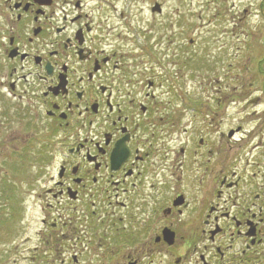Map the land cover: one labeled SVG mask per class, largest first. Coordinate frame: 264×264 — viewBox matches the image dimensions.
I'll return each mask as SVG.
<instances>
[{
	"label": "flooded vegetation",
	"instance_id": "flooded-vegetation-1",
	"mask_svg": "<svg viewBox=\"0 0 264 264\" xmlns=\"http://www.w3.org/2000/svg\"><path fill=\"white\" fill-rule=\"evenodd\" d=\"M101 4L0 0V264H264V81L247 67L205 137L181 129Z\"/></svg>",
	"mask_w": 264,
	"mask_h": 264
},
{
	"label": "rangeland",
	"instance_id": "rangeland-1",
	"mask_svg": "<svg viewBox=\"0 0 264 264\" xmlns=\"http://www.w3.org/2000/svg\"><path fill=\"white\" fill-rule=\"evenodd\" d=\"M155 1L163 3V15L152 11ZM263 1L105 0L101 6L106 9L103 16H108V25L115 26L116 31H125L130 35L147 34L153 37L155 49L159 50L156 54L154 50L152 53L149 51L138 54L131 45L127 48L138 58L142 57L144 61L149 62L156 60V64L160 66L154 70L156 80L162 82V89L158 86L156 94L162 90L163 98L167 99L170 97L169 92L175 93L178 95L179 106L188 105V101L191 100L197 103V108H201V112L191 110L189 115H184L185 120L181 124V129L190 124V129L204 131L203 133L201 131V135L205 137L210 121L206 116V106L203 105L205 100L222 97L219 93L220 87L241 82L239 79L242 72L246 71L247 67H252L248 56L256 57L255 66L259 60L264 61V19L262 20L260 13L262 9L260 3ZM122 11H125L126 16L129 15L130 21L126 16L123 18L120 15ZM189 38L195 39V46L190 44ZM208 41L214 50L207 47ZM105 42L107 49L121 46L114 39ZM255 44L257 50L252 51L249 45ZM249 50L252 51V55ZM130 57L133 59V55ZM249 74L257 76V72ZM255 81H258L256 77ZM171 96L175 99L174 95ZM227 114L228 111H224L222 117H227ZM180 115L183 117L182 112ZM211 118V122L219 121L213 116ZM229 118L231 121L227 123L236 122L235 118L231 116ZM1 119L0 117V122ZM199 134L197 132V135ZM16 165L20 167L23 162L21 165V162L17 161ZM38 168V165H29L28 169L26 167L20 172L17 171L18 181L25 183L30 171L37 178L41 177L42 172Z\"/></svg>",
	"mask_w": 264,
	"mask_h": 264
}]
</instances>
